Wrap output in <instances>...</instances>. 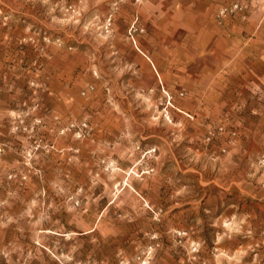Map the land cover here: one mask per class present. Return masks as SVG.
<instances>
[{
	"label": "rangeland",
	"instance_id": "1",
	"mask_svg": "<svg viewBox=\"0 0 264 264\" xmlns=\"http://www.w3.org/2000/svg\"><path fill=\"white\" fill-rule=\"evenodd\" d=\"M138 2L0 0V264H264L263 130Z\"/></svg>",
	"mask_w": 264,
	"mask_h": 264
},
{
	"label": "crops",
	"instance_id": "2",
	"mask_svg": "<svg viewBox=\"0 0 264 264\" xmlns=\"http://www.w3.org/2000/svg\"><path fill=\"white\" fill-rule=\"evenodd\" d=\"M138 9L146 16L145 11L151 12L155 18L159 9L169 8L165 18H170L163 24L168 26L167 32L185 34L183 39L193 42L201 50H191L185 56L186 65L194 57L207 58L210 67L200 71L202 76L189 78L187 71L179 69L174 76L186 77V87L195 80H200L201 87L207 90L215 87L214 95L208 90L202 93V98H194L199 105L207 103L216 104L218 101L224 105L232 101L250 106L253 121L257 127L261 126L264 137V3L256 5V0H234L244 4L245 10L238 13L233 19L224 20L219 26L215 25L214 16L217 10L227 0H138ZM184 1V3H183ZM181 3V4H179ZM179 4V6H177ZM194 53V54H193ZM162 74V73H161ZM164 76V75H163ZM175 79V80H176ZM207 81V83H206ZM232 89V95L225 98V90ZM255 131L252 124V131Z\"/></svg>",
	"mask_w": 264,
	"mask_h": 264
},
{
	"label": "built area",
	"instance_id": "3",
	"mask_svg": "<svg viewBox=\"0 0 264 264\" xmlns=\"http://www.w3.org/2000/svg\"><path fill=\"white\" fill-rule=\"evenodd\" d=\"M242 9H243L242 6H240L237 3H234V4L230 5L229 7H224L220 11V16L225 17L227 15H232L236 12H240Z\"/></svg>",
	"mask_w": 264,
	"mask_h": 264
}]
</instances>
